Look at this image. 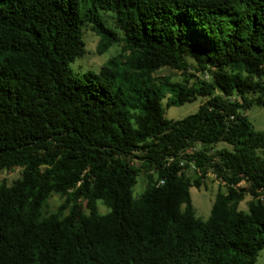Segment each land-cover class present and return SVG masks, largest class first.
Returning a JSON list of instances; mask_svg holds the SVG:
<instances>
[{
	"label": "trees",
	"instance_id": "16d2710c",
	"mask_svg": "<svg viewBox=\"0 0 264 264\" xmlns=\"http://www.w3.org/2000/svg\"><path fill=\"white\" fill-rule=\"evenodd\" d=\"M87 32L97 54L121 53L72 75ZM199 98L195 114L166 118ZM253 106L264 107V0H0V170H22L0 184V264H256ZM209 173L226 191L204 221L190 191ZM54 196L64 202L47 213Z\"/></svg>",
	"mask_w": 264,
	"mask_h": 264
},
{
	"label": "rangeland",
	"instance_id": "374dc122",
	"mask_svg": "<svg viewBox=\"0 0 264 264\" xmlns=\"http://www.w3.org/2000/svg\"><path fill=\"white\" fill-rule=\"evenodd\" d=\"M99 37L92 32H87L84 40V50L81 56H79L73 63L70 64L72 75L78 73H84L87 71L98 72L100 68L107 63V61L113 57H119L121 53V46H113L106 54H97V48L99 46ZM159 75L171 77L173 82H181L183 77L180 72H173L164 70ZM204 99L199 98L196 102L185 104L180 107H172L166 111V118L169 120H182L190 115L195 114ZM166 106V100L164 101ZM244 115L247 116L249 122L252 124L256 131L264 132V107L253 106L251 109L244 111ZM190 153V152H189ZM139 165V164H137ZM195 168L190 171V174L194 173ZM22 170L14 168L12 170H0V184L7 183L11 185L16 179L20 178ZM146 184L143 176L138 177L137 185L133 189V197L139 198L145 191ZM224 185L217 180L212 173H209L203 181V186L200 190L196 188L191 189L192 204L194 206L196 216L199 219L206 221L210 215L213 204L218 192H225ZM250 197H247L240 205L241 210H248V202ZM64 202L59 196H54L50 199L47 208V213L55 212L58 207ZM99 212L105 214L108 209L99 203ZM256 264H264V251L261 252Z\"/></svg>",
	"mask_w": 264,
	"mask_h": 264
},
{
	"label": "built area",
	"instance_id": "2783aa9c",
	"mask_svg": "<svg viewBox=\"0 0 264 264\" xmlns=\"http://www.w3.org/2000/svg\"><path fill=\"white\" fill-rule=\"evenodd\" d=\"M193 168H194V165H193ZM261 199L264 201V194L261 196Z\"/></svg>",
	"mask_w": 264,
	"mask_h": 264
}]
</instances>
